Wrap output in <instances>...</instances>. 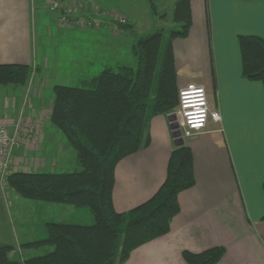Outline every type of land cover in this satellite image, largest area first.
<instances>
[{
	"label": "crops",
	"instance_id": "obj_1",
	"mask_svg": "<svg viewBox=\"0 0 264 264\" xmlns=\"http://www.w3.org/2000/svg\"><path fill=\"white\" fill-rule=\"evenodd\" d=\"M49 1L0 0V62L39 68L30 88L0 85V122L13 131L19 114L25 112L33 128L31 138L14 149L11 171L63 170L76 161L75 150L49 121L53 97L46 95L57 83L42 70L51 67V60L53 68L61 65L55 63L58 56L51 59L46 54L44 38L77 31L89 39L94 52L115 58L108 56L110 60L97 68H88L87 75H91L101 65L136 66L132 46L138 39L132 36L137 28H143L141 36L165 29L155 25L148 2L139 5V12H132L124 8L123 0H86L90 5L83 15L102 21L99 28L92 29L60 24ZM92 3L107 12L124 13L131 28L115 29L109 14L95 13ZM44 11L50 13L49 18ZM140 12L145 14L143 25ZM191 14L187 36L173 41L179 86L203 85L221 120L209 119L201 133L184 141L193 151L196 183L179 193L181 209L172 219L170 231L134 249L124 264H188L182 256L184 249L198 252L215 245L226 249L217 264H264V86L243 75L238 38L240 34L264 38V0H191ZM124 41L131 58H118ZM44 111L48 118L40 121L37 117ZM148 129L149 145L125 156L115 167L113 203L117 211H127L150 198L166 177L175 146L169 117L153 116ZM8 193L11 189L7 196L3 194L4 202L10 201ZM11 241L0 221V243L13 244Z\"/></svg>",
	"mask_w": 264,
	"mask_h": 264
},
{
	"label": "trees",
	"instance_id": "obj_2",
	"mask_svg": "<svg viewBox=\"0 0 264 264\" xmlns=\"http://www.w3.org/2000/svg\"><path fill=\"white\" fill-rule=\"evenodd\" d=\"M147 2L152 14L166 16L158 11V0ZM125 16L127 22L118 25L119 30L131 28ZM173 20L178 27L167 39L164 28L138 38L132 46L136 66L105 65L86 75L81 85H53L49 121L75 150L76 166L11 171L7 183L28 199L86 206L94 222H47L46 238L23 244L53 247L44 254L17 259L12 257L13 244L0 243V264H124L134 249L170 231L181 209L179 193L196 183L193 151L187 143L175 144L166 177L147 200L117 211L113 188L117 163L149 145L150 119L168 116L179 103L173 41L189 33L191 0H175ZM238 38L243 75L264 86V38L257 34ZM32 73L33 64L0 62V85L25 86ZM225 251L223 245H215L198 252L184 249L182 256L188 264H217Z\"/></svg>",
	"mask_w": 264,
	"mask_h": 264
},
{
	"label": "rangeland",
	"instance_id": "obj_3",
	"mask_svg": "<svg viewBox=\"0 0 264 264\" xmlns=\"http://www.w3.org/2000/svg\"><path fill=\"white\" fill-rule=\"evenodd\" d=\"M134 2L136 4H133L132 0H123L122 4L126 10L129 9L132 12H139L140 10L139 5L141 6L144 5L141 3H147L146 0H134ZM174 2L175 0H158L157 2L158 11L161 14H164L165 12L166 13L165 18L164 16L152 14L155 25L158 24L159 26L160 24H162V26L165 27V31H164L165 39H167L169 32L172 29L178 27L173 20ZM89 5L90 4H88V6ZM93 6H95V8L93 9L95 13L99 11H104L105 9L104 7H101V5H99L98 3H96V5ZM147 6L149 7L148 3ZM87 11L88 9L85 11V13ZM43 14L46 15L47 18H49L50 16V13L46 11H44ZM138 16H140L139 22L141 23V25H143L145 23L144 21L145 14H143V12H140ZM44 24H46L45 21ZM52 27L54 28L55 31V25H52ZM141 30H143V28H137L138 33H136V35L132 37L138 39L141 36V34H143V33H139V31ZM75 33H76L75 35H69V36L56 35V33H54V36L49 37V40H46L44 38L43 47L46 50V54L51 59L53 56H58L59 58L56 57L55 63H60L61 65L60 68L55 69L53 68L54 61L51 60V67L47 70L46 69L42 70V72L43 73L46 72L48 74L49 79H52L55 83L68 84V85H81L82 84L81 82L87 75V72H90L87 71L88 68L89 70L93 68H97L99 66V63L110 60L111 56L109 54L105 56L99 51L94 52L93 49L91 48V43L86 36L81 35L77 31ZM119 51L120 54L118 58L120 57L131 58V52L129 50L127 41L123 42V45L121 46ZM112 60H115V58H112ZM72 64H74L73 69L70 68V65ZM100 68H103V65H101ZM38 72H39V68L35 64H33V73L31 74L28 83L25 85L26 87L30 88L31 84L34 83L36 77L38 76ZM8 85L16 86L17 84H8ZM18 86L21 87V85ZM52 87H50V89L48 90V95H46V97L48 98L53 97ZM212 94L214 97L215 93L212 92ZM37 118L40 121H46L48 118L47 111H44V113L39 115ZM19 119L21 120L22 129L21 132L19 133L20 141L16 148L22 147V145L25 143V139H28V137L33 134L32 132L33 128L30 125H28L30 121L29 119L26 118L25 112H21L18 118L16 119V121ZM54 127L61 135H63L60 129H58L56 126ZM63 137L65 138L64 135ZM30 138L31 136L29 137V139ZM65 141H67L66 138ZM75 166L76 163H74L72 167L67 168V170H72L73 168H75ZM9 170L11 172L12 170L11 166ZM7 189L8 190L11 189V193H8V195L10 194L9 197L11 196L10 197L11 202L9 201L10 203L7 201V199L5 202L3 200L4 199L3 194L7 196ZM14 191L15 190L12 189L7 182H5L3 187L0 185V221H2V223L6 228V238L12 240L11 242L15 246V250L12 253L13 258L21 259L22 257H26V256L44 254L53 249L52 246H46V245L37 246V247L23 246L24 243L30 240L46 238L48 236V230L46 225L47 222H56L62 220L65 222L76 223V224H92L94 222V216L90 211V209L86 206L76 208L71 205L32 200L25 198ZM37 203L39 204L37 205ZM8 231H10L9 235H8ZM20 244H21V250H19Z\"/></svg>",
	"mask_w": 264,
	"mask_h": 264
},
{
	"label": "built area",
	"instance_id": "obj_4",
	"mask_svg": "<svg viewBox=\"0 0 264 264\" xmlns=\"http://www.w3.org/2000/svg\"><path fill=\"white\" fill-rule=\"evenodd\" d=\"M88 4L89 2L86 0L49 1L50 9L57 12L60 24L99 28L102 25L100 19L83 15L88 9ZM106 12L103 11V13ZM106 14H109L113 19L112 27L115 29H118V25L127 22V17L120 12L110 11ZM168 116L170 121L176 124L171 130L179 132V135L173 136V138H183L184 140L201 133L206 128L209 119L221 120L220 111L211 106L207 89L197 83H187L179 88V103ZM21 129L20 119L14 123L13 131L6 123L0 122V185L2 187L7 182L10 173L12 156L14 149L19 144Z\"/></svg>",
	"mask_w": 264,
	"mask_h": 264
},
{
	"label": "water",
	"instance_id": "obj_5",
	"mask_svg": "<svg viewBox=\"0 0 264 264\" xmlns=\"http://www.w3.org/2000/svg\"><path fill=\"white\" fill-rule=\"evenodd\" d=\"M169 117V116H168ZM170 118V117H169ZM176 124L174 123V122H171L170 121V127H171V129H173V127L175 126ZM172 135L175 137V136H177V135H179V132L177 131H172ZM184 139L183 138H175L174 139V142H175V144H182V143H184Z\"/></svg>",
	"mask_w": 264,
	"mask_h": 264
},
{
	"label": "bare ground",
	"instance_id": "obj_6",
	"mask_svg": "<svg viewBox=\"0 0 264 264\" xmlns=\"http://www.w3.org/2000/svg\"><path fill=\"white\" fill-rule=\"evenodd\" d=\"M8 179V178H7Z\"/></svg>",
	"mask_w": 264,
	"mask_h": 264
}]
</instances>
